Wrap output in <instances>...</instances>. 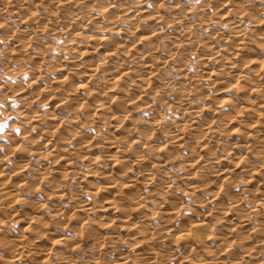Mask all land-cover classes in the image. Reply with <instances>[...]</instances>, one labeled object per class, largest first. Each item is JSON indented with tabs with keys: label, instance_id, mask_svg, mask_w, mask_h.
<instances>
[{
	"label": "bare ground",
	"instance_id": "1",
	"mask_svg": "<svg viewBox=\"0 0 264 264\" xmlns=\"http://www.w3.org/2000/svg\"><path fill=\"white\" fill-rule=\"evenodd\" d=\"M13 3L0 0V18L9 12V20L20 27L22 34L3 30L2 40L21 49V59L38 63L24 68L26 83L36 91L29 90L34 96H26L25 104L40 95V101L48 106L69 109L72 114L41 113L29 105L17 111L16 122L28 126L27 130L20 127L28 144L15 142L18 152L6 148L0 158V264H264V0L217 3L221 13L215 18L222 20L228 31L209 30L206 37L193 28L208 29L205 22L215 13L212 8L204 17L202 10L207 4L200 1L186 8L175 0ZM71 5H79L82 11L75 12ZM55 8L58 14L63 12L61 16H52ZM59 18L62 26L58 30L51 25L49 28L48 22L53 25ZM45 31L59 38L57 48L64 59L57 55L58 62L46 61L44 52L48 49L43 52L42 47L33 46L31 39ZM202 48V54L197 53ZM44 71L50 74L46 81L39 79ZM164 71L177 74L182 81L168 94L170 100L155 89L162 84ZM194 79L203 82L193 86ZM216 81V93L202 90V85ZM57 90L62 91L60 97ZM19 93L27 94L23 90ZM91 100L94 105L88 103ZM79 105L86 107L84 112L90 119L86 123L104 124V133L89 136V130L83 133L69 129L83 117ZM128 106L146 109L145 121L138 119L146 123L144 128L129 117ZM163 113L169 115L166 122L161 119ZM35 121L43 126L37 127ZM158 127L164 140L154 132ZM233 128L238 132H230ZM118 131L123 136H118ZM225 134L239 139L228 147L226 143L222 154L212 151ZM181 147L185 152L177 157L185 170L187 186L182 190L178 186L180 193L177 189L172 194L177 185L172 179L175 176L158 175L165 161L160 152ZM31 160H37L45 170L39 177L35 175L37 179L50 186L39 204L21 196L27 186L29 192L33 190V185L20 176ZM76 160L82 168L75 167ZM236 174L244 176L234 180ZM68 177L87 186L84 199L75 203L89 226L85 239L92 238L96 244L91 246L96 248L111 236L113 260L104 262L98 255L85 252L81 256L76 252L79 258H74L75 246L85 237L77 229L72 236L58 234L53 246H44L51 229L42 220V209L49 206L55 213L63 211L57 201L65 193ZM96 178L107 186L93 185ZM184 201L189 204H183L186 210L183 208L182 214ZM149 203L152 208L147 207ZM154 214L162 232L157 225L151 226ZM9 220L13 222L11 227L7 225ZM104 223L113 225L108 233L91 229ZM113 237H120L125 244L114 243ZM155 240L164 246L167 257L155 250ZM95 250L97 253L98 247Z\"/></svg>",
	"mask_w": 264,
	"mask_h": 264
},
{
	"label": "rangeland",
	"instance_id": "2",
	"mask_svg": "<svg viewBox=\"0 0 264 264\" xmlns=\"http://www.w3.org/2000/svg\"><path fill=\"white\" fill-rule=\"evenodd\" d=\"M18 1V2H17ZM24 0H13V4H15V5H20V2H23ZM168 1H172V0H168ZM175 1H178V3H179V6H181V7H183V8H186V7H189V6H191L192 4L193 5H196L197 4V2L198 1H200L201 3H204V4H207L206 6L204 5L203 7H204V9L202 10V12H203V16L204 17H207L206 15L208 14V12H212V8L217 12H214V10H213V12L212 13H215V15H213L214 17L211 19V20H208V21H206L205 23H207V25H208V29L204 26V27H199V26H196L195 28H193V30H194V32L196 33L197 32V34H199L200 35V33L201 34H204V35H200L201 37H206L205 36V33H207L209 30H211V31H221L220 33H225V32H227L228 30L227 29H225V28H227L226 27V25H225V23L222 21V20H219V18H215L216 16H219L220 15V13H221V10H220V8L217 6L219 3H221L223 0H175ZM210 1V3H206V2H209ZM220 1V2H219ZM16 2V3H15ZM211 2H212V4H211ZM218 3V4H217ZM190 4V5H189ZM211 6H210V5ZM216 4V5H215ZM24 5H26V4H24ZM72 6V8H73V10L75 11V12H78V11H82V9H81V7L79 6V5H71ZM216 6H217V8H216ZM40 6H38V8H39ZM63 8H65V7H62V8H58L57 10H58V12H59V10L61 11ZM67 8V7H66ZM69 8V7H68ZM71 8V7H70ZM71 8V9H72ZM218 9V10H217ZM57 10H56V8H55V10L53 11V13H52V16H53V14H57V15H59V14H61V13H63V12H61V13H59L58 14V12H57ZM41 11H43V12H46V10L44 9H42ZM49 12V14H51L50 13V11H47V13ZM205 13H206V15H205ZM219 13V14H218ZM10 14H9V12H7V13H5L4 15H2L3 16V18L1 17L0 18V124H3L4 125V127H3V129L2 130H0V158L1 157H3V154H5V152L7 151V149L6 148H8L9 150H13V151H15V153H17L18 152V150H19V145H18V143H15V142H22L21 144H23V145H27L28 143H27V140H26V138L25 137H23L24 136V134L22 133V131H23V128L25 129V130H27L28 129V126L23 122V123H21V122H16L17 121V119H16V114H17V111H19V110H21V108H23V107H25L26 105H29L28 107H31V109H35V110H38L39 112H41V113H47V112H54V113H56V114H58L59 116L60 115H62V116H65V117H68L70 114H72V111L70 110V112H69V109H61L60 107H52V106H48L47 105V103H45V101H40V99L42 100V98H41V96L39 95V97H37V96H35L34 98L35 99H32L31 100V103L30 104H25L26 103V101H28L27 99H28V97H29V95H30V97L31 96H34V94H32V93H35L36 91H35V89L34 88H32L31 86H29L27 83H26V80L28 79V75H26V70H24V68H26V67H31V66H34L33 64H38V63H36L35 61H32L33 63H31V60H25L24 58V60L23 59H21L22 58V56L20 55V53L22 52L23 53V51H21V49H19L17 46H14V45H9V44H7V42L6 41H4V40H2V36H1V34H4V33H6L7 31H10V32H8V33H11V32H13V34L14 35H20V34H22V31H20L21 29H20V27L19 26H17L14 22H12V21H10L9 20V18H8V16H9ZM43 15V14H42ZM56 15V16H57ZM45 16H46V14H44V18H45ZM52 16H50V17H52ZM59 16H61V15H59ZM47 17V16H46ZM53 18V17H52ZM57 18H58V16H57ZM61 18V17H60ZM59 18V21H57V22H55L53 25L51 24V23H49L48 22V25H49V28L51 27V28H54V30H58L57 28H60V24H61V26H62V22H61V19ZM217 20H219V21H217ZM46 21V20H45ZM51 25V26H50ZM159 26V25H158ZM11 29H10V28ZM48 27V26H47ZM219 29V30H218ZM3 30H5V31H3ZM47 32V33H46ZM48 32H50V31H45V32H43L42 34H39V36H37V37H31L32 39V43H33V46L35 45H37L38 47H42L41 49H42V51L44 52L46 49H48L47 51H45L44 52V55H46L45 57H46V61H49V62H58L59 60H56V57H57V55H58V57H65V55H64V53L62 52V51H58V50H60L59 48H57L58 47V45H59V38L56 36V35H54V33L53 34H51V33H48ZM204 32V33H203ZM47 39V40H46ZM77 39H79V38H77ZM39 43H41L42 45H44V47L43 46H40V44ZM58 43V44H57ZM50 45H51V47H50ZM53 45V46H52ZM6 46V47H5ZM8 46H10V47H8ZM47 47V48H46ZM48 47H50V48H48ZM54 47V49H52ZM11 49V50H10ZM5 50V51H4ZM7 51V52H6ZM19 51V52H18ZM201 51V52H200ZM200 51H198L197 53H199V54H202V51H203V48L202 49H200ZM46 52H47V54H46ZM179 52V51H178ZM180 53V52H179ZM16 54V55H15ZM3 55V56H2ZM5 55L6 56H8V57H5ZM56 56V57H55ZM55 57V58H54ZM57 57V58H58ZM8 58V59H7ZM20 58V59H19ZM53 58L56 60H53ZM52 59V60H51ZM59 59V58H58ZM62 59H64V58H62ZM21 65H20V64ZM31 64V65H30ZM23 68V69H22ZM22 69V70H21ZM45 69V68H44ZM19 70V71H18ZM173 70H171V72H172ZM16 72V73H15ZM165 72V71H164ZM164 72H162L161 73V85H160V87H157V88H155V89H157V91H158V93H160V95H165V94H167V96L169 97L170 95H168L170 92H171V90L172 89H174V87H176V86H180V84H181V80H180V78L179 77H177L176 75L177 74H175L174 75V73H171V74H168V72L166 71L165 72V75L163 74ZM192 72V71H191ZM12 73V74H11ZM166 73H167V76H166ZM45 75V76H44ZM163 76H166V77H164V80H163ZM196 76H198V77H200V75L197 73L196 74ZM195 76V78H197ZM49 78L50 77V74H49V71H44L43 72V75L41 74V77L39 78L40 80H42L41 78H43V81L45 80L46 81V78ZM169 78V79H168ZM38 79V81H40ZM168 81H167V80ZM177 79V80H176ZM24 80V81H23ZM164 81H166L165 83H164ZM194 82H192V85L194 86L195 84H197V83H199L200 81H201V83L203 82V80H198V79H194L193 80ZM228 81V80H227ZM231 80L229 79V81L228 82H230ZM52 82V84H55V83H53L54 81H51ZM169 83V84H168ZM216 83H218L217 81H216ZM216 83H207V84H205V85H202V90H204V91H207L208 93H216L217 91L215 90L218 86H219V83L217 84V85H215ZM164 84V85H163ZM210 84V85H209ZM175 85V86H174ZM3 86V87H2ZM214 86V87H213ZM20 87H21V89H20ZM27 87V88H26ZM29 87V88H28ZM163 87V88H162ZM14 88V89H13ZM17 88V89H16ZM32 88V89H31ZM165 88V89H164ZM215 88V89H214ZM20 89V90H19ZM25 89V90H24ZM154 88L153 89H151V90H155ZM162 89V90H161ZM166 90V92L164 91V90ZM210 89H212L211 91H210ZM214 89V90H213ZM14 90V91H13ZM17 90H19V92L20 91H22L23 90V93H27L26 95H24V94H22L21 95V93H19ZM29 90L30 91H32V93L31 92H29ZM26 91V92H25ZM168 91V92H167ZM215 91V92H214ZM18 92V93H17ZM58 93H61V95H62V91L61 90H59V92H58V90H57V94H56V96H59V94ZM163 93V94H162ZM32 94V95H31ZM36 94V93H35ZM15 95V96H14ZM21 95V96H20ZM60 95V96H61ZM25 96V97H24ZM26 96H28V97H26ZM59 96V97H60ZM172 97H169V98H167L168 100H170ZM39 99V101H37ZM218 99V98H217ZM25 100V101H24ZM219 100H221V98H219ZM92 101H94V100H91L90 102H88V103H92V105H94L95 104V102H92ZM43 102V103H42ZM198 102V101H197ZM216 103V102H215ZM208 105H212V103H210V102H208L207 103ZM216 104H219L218 102L216 103ZM78 107V112L83 116L82 118H81V121L79 122V123H76L73 127H70L69 126V129L72 131V130H77V131H81V132H87L88 130V132L87 133H89V134H87L86 133V135H93L94 134V136H98L99 135V133H104V131L106 130V128H105V126H104V124H102V123H98V122H92V124L91 123H89L90 122V119L87 117L88 115L85 113L86 112V107L84 106V105H79V106H77ZM76 107V108H77ZM83 107V108H82ZM130 111H128V114H129V117H131L132 119H133V121L134 122H138V119H140V121H141V119H142V121H145V119L146 118H144L145 117V115L147 114V111H146V109L144 110V107L143 106H141V107H138V108H136V109H134L132 106L130 107V106H128L127 107ZM45 110V111H44ZM49 110V111H48ZM73 111L75 110V109H72ZM81 111V112H80ZM83 111V112H82ZM85 111V112H84ZM133 111V112H132ZM145 112H146V114H145ZM83 113H84V115H83ZM86 114V115H85ZM144 114V115H143ZM149 114V113H148ZM163 115V117L161 118L162 120L165 118V119H167L168 117H169V115H167L166 113H163L162 114ZM86 116V117H85ZM88 118V119H87ZM96 119V118H95ZM160 119V120H161ZM162 120L160 121V122H162ZM14 121V122H13ZM87 121H89L88 122V124L86 123ZM138 122V125L139 126H141L142 128H144V125H146V123L145 122H142L143 124H141V122ZM166 121H168V119L167 120H165V122ZM85 122V123H84ZM163 122H164V120H163ZM162 122V123H163ZM18 124V125H15V124ZM84 123V124H83ZM94 123V124H93ZM145 123V124H144ZM21 124V125H20ZM34 125H36L37 127H41V126H43V123L41 124L40 122H37V121H35L34 123H33ZM65 124V123H64ZM87 124V125H86ZM91 124V125H90ZM164 124V123H163ZM82 125V126H81ZM16 126H17V129H16ZM23 126V128H20V127H22ZM104 128H105V130H104ZM161 129V127H158V129ZM235 128V127H234ZM232 129L233 131H230L229 129V131L230 132H233V133H237L238 132V130H236V129ZM85 129V130H84ZM99 129V130H98ZM160 129L159 130H155L154 132H155V134L157 135V136H159V137H161V136H163V137H161V140H164V135H162V131H160ZM18 130V131H17ZM102 130V131H101ZM236 130V131H235ZM159 131H160V133H159ZM229 131H226V132H228V134L230 133ZM21 132V133H20ZM98 132V133H97ZM11 133V134H10ZM7 134V135H6ZM117 134H118V136H123V134L124 133H121V131H118L117 132ZM122 134V135H121ZM11 136H12V138H11ZM224 136H226V138L224 137ZM224 136H222V137H220V139H219V141H218V143H216V145L212 148V151H215L216 153H218V154H222V152L224 151L225 152V148L226 147H228L229 145H231V142H233V141H238V136L236 137V135L234 136V135H231L230 137L229 136H227L226 134L224 135ZM233 136V137H232ZM15 137V138H14ZM8 138V139H7ZM25 138V139H24ZM233 138V139H232ZM16 139V140H15ZM11 140V141H10ZM221 142V143H220ZM227 143V144H226ZM227 146H226V145ZM226 146V147H225ZM5 149H6V151H5ZM170 150H168V152H166V151H164V152H160V154L162 155V153L164 154V153H166V155L167 156H165V155H160V157L161 158H165V161H163L162 162V164H161V166H160V170L158 171V175H160L161 177H166V176H170L171 175V177L174 175L175 176V178H172V179H175L176 181H175V183L177 184L174 188H173V190H172V194L174 193V190L176 191L177 189H178V186H179V188L182 190V189H184L187 185L185 184L186 182H187V180H185V170L183 169V167H182V165H181V162H180V157H177V156H179L180 154H184V152H185V147L183 148V147H181L180 149H176L175 150V148H169ZM4 150V151H3ZM17 151V152H16ZM174 151L178 154V155H176V153L174 154ZM34 153H37L36 151H33ZM170 152V153H169ZM179 152H180V154H179ZM183 152V153H182ZM223 152V153H224ZM34 153H31V156H32V154L33 155H36V154H34ZM169 153V154H168ZM172 154H174L175 155V157H174V155L172 156ZM169 156H170V158H172V159H169ZM32 157H35V156H32ZM99 158H102V157H99ZM173 158L175 159V158H177V160H173ZM179 158V159H178ZM35 159V158H34ZM41 159V158H40ZM168 160V161H167ZM171 160V161H170ZM77 162H78V160H76ZM175 161V162H174ZM176 161H177V163H176ZM164 163V164H163ZM180 164V165H179ZM75 167L77 168V169H80V168H82V165L78 162V163H75ZM134 168H136V169H138L139 167H138V165L136 166H134ZM39 169V170H38ZM43 171H45V170H43V168L41 167V165H40V163L37 161V160H31L30 161V163H28L26 166H25V168L22 170V174L20 175L21 176V178H23L24 180H25V182L27 181V182H29L30 184V186H32L33 187V190H32V192L30 191L29 192V190H30V187H29V190H27L28 189V186H27V188H24V190L23 191H21L22 193H21V196L22 197H26V199H28L29 201H34V204H39V203H42V202H44V200H45V193L47 192H49L50 190H49V188H50V186L48 185L47 186V183L45 184V181L42 179V181H39L38 179H37V177H39V173H41V172H43ZM202 171H203V168H202V170H201V173H202ZM160 172H161V174H160ZM204 172V171H203ZM46 175H48L49 176V173H48V170H46ZM167 173V175H165ZM172 173V174H171ZM168 174H170V175H168ZM37 177H36V176ZM178 175V176H177ZM33 176V177H32ZM173 176V177H174ZM184 176V177H183ZM240 176H244L243 174H236V175H234V180L236 179V180H241L242 178L240 177ZM35 177V178H34ZM20 178V177H19ZM70 178V179H69ZM67 179V178H66ZM186 181V182H185ZM32 182V183H31ZM183 182H184V184H183ZM37 183V184H36ZM66 185H65V196H64V194H63V196H60L59 198H58V201H57V203H58V205H60V207H63V211L61 212H56L55 213V210H54V208L53 207H49V206H47L46 204H44L43 203V205H46L47 207H45L44 209H42V212L44 213V215H42V220H43V222H45V225L46 226H48V227H50V229H51V232L50 233H48L47 234V236H46V238L43 240V244H44V246L45 247H51V246H53L54 244H53V242L54 241H56L58 238H59V235L58 234H62V235H68V236H72L73 234L72 233H74L75 234V232L78 230V232L80 233V232H82L81 233V235H82V237L83 236H85V237H83L82 238V241H81V243H78L79 245H77V246H75V247H77V248H74V258H79L77 255H80L81 256V254L82 253H84L85 252V254L87 253V254H93V255H95V256H97L98 255V258H99V260L101 259V261H104V262H106V261H109V259L110 260H113L114 259V255H115V253L111 250L112 249V243H111V236H109L108 237V235H107V237H106V239L107 240H104L101 244H100V246L98 245V246H96V248L95 247H93L94 248V250H93V248H92V238H90V239H88V240H86L85 238H88V236H89V234H88V230H89V226L85 223V221H83V217L85 216V214L82 212V211H80V206L79 205H76L75 206V203H76V201L77 200H81V199H84V197L86 196V190H85V188H87V186H85L82 182H77L76 180H74V178L72 179V177H68V179L66 180ZM92 184L93 185H97V186H100L101 188H104L105 187V185L107 186V184L105 183L104 184V181H102V179L100 180V178H96L93 182H92ZM103 184V185H102ZM26 187V186H25ZM182 187V188H181ZM144 191L146 190L147 191V189L146 188H144L143 189ZM29 192V193H28ZM114 192L115 193H117L118 192V190H114ZM176 192H179L180 193V190L178 189ZM175 192V193H176ZM174 193V194H175ZM178 193V194H179ZM201 195H203L204 196V194H201ZM66 203V204H65ZM186 203H187V205L189 204L188 203V201H184L183 203H182V211H181V213L182 214H185V210H186ZM68 204H69V206H68ZM183 204H185V205H183ZM18 207H21L20 206V204L19 205H17ZM73 206H75L74 208H73ZM185 206V207H184ZM69 207V208H68ZM147 207H150V208H152V205L149 203V204H147ZM150 208H146V207H143V209L144 210H147V211H145V212H151L150 210ZM185 210H184V209ZM65 209V210H64ZM148 209H150V210H148ZM197 210L199 209V211H201L200 213H202L203 212V209L202 208H200V207H197L196 208ZM153 210H154V208H153ZM184 210V211H183ZM29 211V210H28ZM81 212V213H80ZM54 213V214H53ZM48 214H49V216H48ZM159 215H161L162 213H158ZM53 215V216H52ZM57 215V216H56ZM163 215V214H162ZM0 217H2V216H0ZM184 217V216H183ZM206 217V216H205ZM154 218H156V216H155V214L154 215H152V220H151V222L152 221H154L153 219ZM185 218V217H184ZM1 219L3 220V217L2 218H0V221H1ZM45 220H47V222L45 221ZM158 219L156 218L155 219V221L154 222H152L151 223V226L152 227H156V225H157V227H158V224H159V222L157 221ZM206 220L207 221H210V222H213L212 220H213V218H209L208 216L206 217ZM8 223H7V225L9 226V227H11L12 225H13V222L12 221H7ZM147 223H150V221H148ZM157 223V224H156ZM155 224V225H154ZM80 225H81V227H80ZM160 226L159 227H161V224H159ZM88 228H87V227ZM113 226V225H109L108 223H104L102 226H100V227H96V226H93L91 229L92 230H94V231H102V232H107L108 233V231H110L111 230V227ZM9 227L7 228V229H9ZM156 227V228H157ZM157 228V229H159V232H162L161 230H160V228ZM81 228V229H80ZM87 228V229H86ZM74 229H75V231H74ZM77 229V230H76ZM86 229V230H85ZM53 230V231H52ZM74 231V232H73ZM85 231H87V232H85ZM87 236V237H86ZM120 238V237H119ZM118 237H113V240H114V243L116 242V244H121V246L122 245H124L125 243L123 242L124 240L123 239H119ZM83 239H85L84 241H83ZM110 242H109V241ZM118 240H120V241H118ZM123 240V241H122ZM117 242H119V243H117ZM122 242V243H121ZM208 243L209 244H212V242H211V240H209L208 241ZM93 244H96L95 242L93 243ZM104 244V245H103ZM80 246V247H79ZM95 246V245H94ZM111 246V247H110ZM153 246L155 247V250L157 249V251L160 253V254H163L164 255V257L163 258H165V257H167L168 256V254H166V251H164V246L160 243V242H158V240H155V241H153ZM79 247V248H78ZM97 247H98V251H97V253H96V250L95 249H97ZM128 248H130V246L129 247H127V249ZM110 250V251H109ZM95 251V252H94ZM1 253H2V251H0ZM77 252V255L75 254ZM82 252V253H81ZM0 253V255H2ZM81 253V254H80ZM163 258L162 259H160V260H163ZM9 264V263H8ZM39 264H41V261H40V263ZM102 264V263H101ZM105 264V263H104ZM168 264H172L170 261H168ZM182 264H189L188 262H182Z\"/></svg>",
	"mask_w": 264,
	"mask_h": 264
},
{
	"label": "snow or ice",
	"instance_id": "3",
	"mask_svg": "<svg viewBox=\"0 0 264 264\" xmlns=\"http://www.w3.org/2000/svg\"><path fill=\"white\" fill-rule=\"evenodd\" d=\"M3 127H4V125H3V124H0V130H2V129H3Z\"/></svg>",
	"mask_w": 264,
	"mask_h": 264
}]
</instances>
